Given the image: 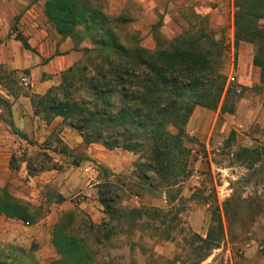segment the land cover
Here are the masks:
<instances>
[{
  "label": "trees",
  "instance_id": "16d2710c",
  "mask_svg": "<svg viewBox=\"0 0 264 264\" xmlns=\"http://www.w3.org/2000/svg\"><path fill=\"white\" fill-rule=\"evenodd\" d=\"M234 4L235 48L240 43L259 46L253 64L260 68L264 83V28L258 25L264 19V0H234ZM44 13L57 34L73 40L74 50L82 52L85 59L65 71L58 86L31 96L34 115L47 125L60 119L61 125L78 133L87 146L98 144L109 151L140 155L146 163L138 164L137 171L141 180L150 181V190L177 187L191 175L189 144L197 142L189 138L186 127L195 109H220L222 114L232 115L242 98L227 82L229 46L208 32L203 20L171 41L155 36L156 49L152 50L141 45L137 32L128 33L121 41L114 33L118 23L87 0H46ZM158 26H154L155 33ZM16 40L31 50L21 33ZM85 42L90 47L81 48ZM263 156L264 149L240 148L234 158L254 173ZM111 188L110 183L99 184L105 215L100 224L82 211L66 212L55 223L52 244L60 256L56 264H105L100 260L101 249L119 235L131 238L139 234L142 238L148 232L160 240L171 239V232L179 226L181 208H117L115 199L110 198ZM241 201L246 203H233L237 211ZM0 216L26 225L38 220L29 204L5 188L0 189ZM224 238V224L216 207L206 236H194V264L204 262Z\"/></svg>",
  "mask_w": 264,
  "mask_h": 264
},
{
  "label": "rangeland",
  "instance_id": "374dc122",
  "mask_svg": "<svg viewBox=\"0 0 264 264\" xmlns=\"http://www.w3.org/2000/svg\"><path fill=\"white\" fill-rule=\"evenodd\" d=\"M13 1L19 2L20 8L22 6L32 11L33 22L37 23L39 28L37 34L42 32L49 45L56 47L53 55L58 57L53 65L55 74L40 73V82L49 81V79L56 81L48 87L47 92L51 87L60 84L61 76L65 71L85 59L84 54L75 51V42L61 38L48 22L44 13L46 0ZM87 1L94 9L101 10L110 20L118 23L119 27L114 33L121 37V41H125L128 33L137 32L141 45L152 50L156 49L155 36L167 42L171 41L185 30H189V27L197 28L199 22L203 20L207 31L217 40H224L225 45L229 46L226 54L227 82L242 96L236 104V111L243 100L253 98L260 104L263 102L264 106V83L260 81L252 88L244 83L245 76L251 79L257 78L261 70L255 66L257 71L252 73L249 67L242 66L238 56L239 47L241 44L250 45V48L257 50L255 53L257 55L259 46L240 43L238 48H235L234 0H222L220 3L199 0L197 4L189 6L180 5L184 0H153L155 7L136 0ZM25 13L26 11H23L12 20H6L5 24L7 28L9 27V32L2 41L16 40L18 33H26L24 27L27 23L22 22ZM25 20L28 21V19ZM262 21L264 19L260 20L258 25L264 28ZM157 24L160 26L155 33L154 26ZM26 37L29 39V36H24L25 39ZM80 47H90V45L85 42ZM252 54L253 51H250L249 55ZM62 56L64 57L60 58ZM44 63L48 61L44 60ZM4 70L3 78L12 90L11 93L29 97L35 95L29 86L21 85V76L28 74L27 72L31 69L21 70L19 74L11 75H8L11 70ZM11 102L12 110L15 101ZM6 108L8 109V106ZM244 115V119L248 120L247 110L244 111ZM261 115L262 111L257 117ZM0 118L8 122L11 115L5 112ZM249 125L250 123L247 127L242 124L235 125L229 137L223 138L219 135V139H213L209 150L200 147L197 139L188 134L190 139L197 142L189 144L192 149L191 175L183 179L174 189L166 191L161 188L152 191L149 188L150 181L140 179L137 165L141 162L146 163L140 155L132 156L123 151L118 153L104 151L101 157L107 160L105 161L107 167L102 169L97 163L100 161L97 153L92 156L87 153V148L77 141V133L72 131L76 135H71L70 131L61 125L60 119H56L51 124L50 135H43L42 132L40 137L37 136L38 139L10 125L7 129L12 132L13 141L18 143V146L14 151H5L7 157L4 163L10 161L12 172H0V189H7L15 198L29 204L31 212L38 217L36 223L50 219V226L53 222L55 223V202L58 200L55 180L59 177L61 187L65 186L63 180L68 182L67 190L72 192L73 196L78 195L80 200L83 198L81 202L86 203L90 199L85 191L91 185L94 184V187L98 188L99 184L110 183L112 185L110 198L115 199L117 208L145 206L168 209L170 205H174L183 210L179 216V226L171 232L170 240H160L148 232L143 233L142 238L139 234L131 238L119 235L101 249L100 260L105 264H194L197 258V253L193 251L194 236H206L211 225L212 212L216 210V207L220 210L225 238L219 248L214 249L201 264H264V156L263 163L255 166L254 173L248 171L234 158L240 148L264 149V128L256 122ZM76 162H79V167H76ZM88 167L93 168L95 172L87 174L85 168ZM25 172H27L26 179H23L20 174ZM147 175L153 176L152 173ZM29 176L35 178L37 188L40 187L39 193L32 192L34 188L32 185L22 183H28ZM248 178H251L250 183L245 182ZM177 191H180L179 196L176 195ZM173 198L175 200L172 204H168ZM238 200L246 201V203L241 201L239 211L233 206V203ZM228 202L230 205L227 207ZM251 205L253 208H250ZM74 211L84 212L80 208ZM1 218L3 222L8 223L7 219ZM101 218L103 217L99 220ZM35 224L27 225L32 227ZM43 227L47 228L46 222L43 223ZM53 227L47 231L51 241ZM27 232V230L22 232L23 235L27 234L26 245H18L16 240L4 246L0 244V264H37L33 253L37 244ZM51 245L53 246L52 243ZM55 254L52 264H56L60 259L56 251Z\"/></svg>",
  "mask_w": 264,
  "mask_h": 264
},
{
  "label": "crops",
  "instance_id": "0c3cea01",
  "mask_svg": "<svg viewBox=\"0 0 264 264\" xmlns=\"http://www.w3.org/2000/svg\"><path fill=\"white\" fill-rule=\"evenodd\" d=\"M136 1L155 7V4H153V2L156 0ZM198 1L199 0H184L183 4L181 2L180 5H194L197 4ZM208 1L220 3L222 0ZM23 5L25 6V4ZM23 11H26V13L22 22L27 23V26L24 27L26 33L21 34L24 36H29V39L26 37V40L30 45L31 50H26L23 45L17 40H11L8 42L2 41L4 37H7L9 32V27L7 28V24H5L6 20H12V18L20 15ZM25 19H28V21ZM33 19L34 17L32 16V11L26 10V8H22V6L20 8L19 2L13 0H0V102H5L8 106L7 109L3 104L0 105V115L2 116L5 112L11 115V118L8 122L0 118V172H12V170L10 169V161L4 163L6 160L5 157H7L5 151H14L18 146V143H15L13 141L14 136L12 132L7 129L10 127V125H14L15 129L29 136L40 137L42 132L43 135H50L51 133V124L47 125L41 118L34 115L30 99L31 96L29 97L28 95L24 94L19 96V94L11 93L12 90L7 86L6 79L3 78L2 74L3 69H9L8 71L11 70V72H8V75L19 74L21 70L31 69L30 72H27L28 74H23L21 78L23 76H26L30 82L29 88L32 89L31 92L39 95L45 94L48 87L56 82L55 79H49V81L47 80L44 82H40V73L55 74V68L53 67V65L55 64V61L58 60V57L53 56L56 47L49 45L42 32H40V34H37L39 29L38 24L33 22ZM261 23L264 25V21H262ZM250 51H253V54L251 56L249 55ZM256 51L257 50L255 48H250V45L246 44H241L238 51L239 62L242 64V66L246 65L247 67H249L252 73L257 71V68L253 65ZM63 57L64 56L60 58ZM44 60L46 62L48 61V63H44ZM244 83L248 87L252 88L256 84L260 83V76L252 79L245 76ZM11 101H15L12 110L10 105L12 103ZM245 110H247L248 112V115H246L247 117H249L248 120L244 119ZM260 111H262V115L260 117H257ZM254 122L261 124V126L264 128L263 102L260 104L257 100H255V98L243 100V102L238 105L235 115L222 114L220 109L217 112H212L207 109L198 107L195 109L186 127V130L191 137L197 139L200 147H204L206 150H209L211 141L213 139H219V135H221L223 138L229 137L235 125L242 124L247 127L248 123L252 125ZM68 130L70 131L71 135L73 134L74 136L75 132H72V130L70 129ZM77 141L79 143H82L83 147L87 148V153H89L91 156L97 153L98 156H96L100 159V161H98L97 163L101 165L102 169H106L105 167L107 166H105V161L107 160H105V158H102L101 156L104 154V151L109 150L98 144H92L88 146L85 145L78 133ZM68 146L71 148V145L68 144ZM110 152L118 153L119 151L117 150ZM128 155L133 156L134 154L128 153ZM4 166H8V168L4 169ZM85 172L87 174H90L91 172L94 173L95 171L93 168L88 167L85 168ZM20 175L21 177H23V179H26L27 172H25V174L21 173ZM28 179V183H22L32 185L34 187L32 192L39 193L40 187L39 189L37 188V182L35 178L29 176ZM60 179L61 178L59 177L57 178V180H55V190L58 191V200L57 202H55V223L58 221L59 216L63 213L74 211L77 208H80L92 219L94 223L100 224L105 215L103 213V206L100 203L99 187L95 188V185L93 184L89 187V189L85 191V194L90 198L85 203L80 201L78 195L73 196L71 194L72 192H69L67 190L66 187L68 186V182L63 180V185L65 186L61 187L62 184H60ZM165 203L167 204V202ZM1 217V246L13 243L14 240L17 241L16 243L18 245H26L28 241L25 240V236L27 234L23 235L22 232L27 230L31 235V239L37 244L36 250L33 251L36 263H53L56 254L53 246L51 245V237L47 235V231H50V229L54 226V222L52 223V226H50V219H47V221H45L47 223V228L43 227V223H45L44 221L38 222L30 227L28 225H25L21 221L10 219H7L8 223H5L2 221ZM100 217H103L101 218L102 220H99ZM4 219L6 218L4 217Z\"/></svg>",
  "mask_w": 264,
  "mask_h": 264
},
{
  "label": "built area",
  "instance_id": "2783aa9c",
  "mask_svg": "<svg viewBox=\"0 0 264 264\" xmlns=\"http://www.w3.org/2000/svg\"><path fill=\"white\" fill-rule=\"evenodd\" d=\"M231 80H232V81H235L234 78H231ZM21 85H25V86H29V85H30L29 79H28L26 76H23V77L21 78ZM202 159H203V158L201 157V160H202ZM82 200H83V198H81L80 201H82Z\"/></svg>",
  "mask_w": 264,
  "mask_h": 264
}]
</instances>
